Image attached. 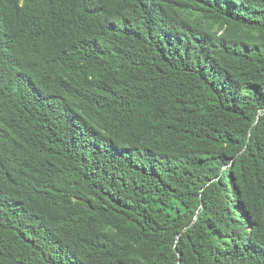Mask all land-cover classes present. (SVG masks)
<instances>
[{
    "label": "trees",
    "instance_id": "1",
    "mask_svg": "<svg viewBox=\"0 0 264 264\" xmlns=\"http://www.w3.org/2000/svg\"><path fill=\"white\" fill-rule=\"evenodd\" d=\"M263 108L264 0H0V264H264Z\"/></svg>",
    "mask_w": 264,
    "mask_h": 264
},
{
    "label": "water",
    "instance_id": "2",
    "mask_svg": "<svg viewBox=\"0 0 264 264\" xmlns=\"http://www.w3.org/2000/svg\"><path fill=\"white\" fill-rule=\"evenodd\" d=\"M261 113H264V108L260 110ZM260 116V115H259Z\"/></svg>",
    "mask_w": 264,
    "mask_h": 264
}]
</instances>
